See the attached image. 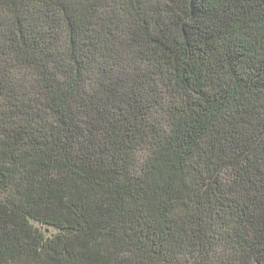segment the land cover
<instances>
[{
    "label": "trees",
    "instance_id": "obj_1",
    "mask_svg": "<svg viewBox=\"0 0 264 264\" xmlns=\"http://www.w3.org/2000/svg\"><path fill=\"white\" fill-rule=\"evenodd\" d=\"M0 264H264V0H0Z\"/></svg>",
    "mask_w": 264,
    "mask_h": 264
}]
</instances>
